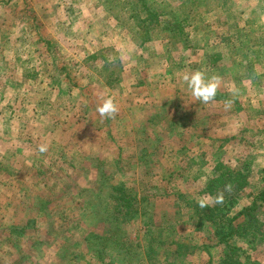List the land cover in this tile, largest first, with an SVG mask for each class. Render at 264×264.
I'll return each mask as SVG.
<instances>
[{"label": "rangeland", "instance_id": "374dc122", "mask_svg": "<svg viewBox=\"0 0 264 264\" xmlns=\"http://www.w3.org/2000/svg\"><path fill=\"white\" fill-rule=\"evenodd\" d=\"M133 1L0 0V264H120L119 242L142 243L147 230L135 219L111 236L116 223L94 214L120 182L150 202L153 225L184 227L186 264H208L213 245L215 264L221 247L209 227L188 224L180 195L201 199L210 179L240 168L249 183L235 215L262 188L264 0H155L165 13L150 20L129 17ZM172 8L192 14L188 38L168 29ZM213 53L222 59L211 64ZM196 70L220 78L207 104L182 80ZM106 98L114 118L96 110ZM256 213L264 224V204ZM104 236L99 258L88 240ZM236 244L264 264V243Z\"/></svg>", "mask_w": 264, "mask_h": 264}, {"label": "trees", "instance_id": "16d2710c", "mask_svg": "<svg viewBox=\"0 0 264 264\" xmlns=\"http://www.w3.org/2000/svg\"><path fill=\"white\" fill-rule=\"evenodd\" d=\"M121 1L126 4L128 3V0ZM195 1L196 0H193L190 4L197 6L198 3ZM138 7H140L141 10H139ZM131 8L132 14L131 16L129 15L130 18L142 14L146 15L143 19L150 20V17H157L160 19L165 13L164 11L160 12V8L155 0H134L131 3ZM170 11L172 14V19H170L172 24L168 29L174 30L178 36L183 35V37L187 36L188 38V33H185L183 30L185 22L188 19H192V14L189 13L184 16H179L180 9L177 10L172 8ZM140 27L141 26H138L136 28L139 30ZM154 29V27L147 28V32H142L140 35L142 41L140 43L143 44L152 41L154 34H152L150 30ZM226 43L228 44L229 42L225 41V44ZM207 45L208 44L206 43V46ZM210 56L211 64L222 59L220 53H213ZM101 73L106 76L109 84H112V82L115 81V78L112 75L114 71H108V75H106L103 70ZM227 168L228 169H225L224 171L225 173L219 174L218 178L210 179L203 189L205 195L203 198L207 195L214 198L216 196L214 192L217 190V186H220L223 189L222 191H224L225 185H231V191H224V201L222 204H212L210 207L200 208L197 203L199 200L198 198L187 197L185 193L180 195L184 197V205L189 209L187 222L190 225L195 223L197 229L207 226L212 230L215 240L217 241L216 246L221 247L220 257L215 264H257V261L253 260L250 255H244L243 253L245 251L243 250V247L236 243L237 241H240L253 247L264 243V224L260 218H258V214L256 213L259 205L261 206V204H264V172L261 174L262 188L257 192L253 201L249 205L243 206L241 210H238L236 212L237 214L234 215V205L235 203H238L237 201H239V195L242 191L239 189L247 185L249 181L247 179L248 176L242 172L240 168ZM187 175L192 177L193 171L191 173L188 172ZM217 191L218 193L221 192L220 188ZM107 192L109 193L108 205L104 206L103 210L96 209L93 212L94 214H99V212L103 211L102 215L107 221L110 220L111 222L116 223V231H114V234L112 233L111 236L116 235L117 230H125L124 223L127 221L140 219L144 222L145 220L144 223L147 226V230L142 238V243H140V241L135 242L134 240L129 242H119L120 246H118L117 251L120 252L119 254L124 258V260L120 261V264H137V256H143L149 264L187 263L189 255L188 251L191 245L188 237L183 238L184 227L179 231L176 229L175 231H170L169 227L165 225H153L155 222L154 214H150V211L148 210L150 202L146 201V199H144V202L138 201V194H135V192H129L125 187L124 182H120L119 184H108ZM145 202L147 203L146 205ZM110 221L109 223H111ZM236 221H238V225L235 224ZM24 229L25 228L23 227L22 230ZM109 237L104 236L100 241L90 237L88 240L90 242L88 243V250H93L96 252V255L101 258L106 247L112 242ZM214 248L215 245L204 247L203 251L210 257L208 264H212V259L215 261V258H213L212 255V249Z\"/></svg>", "mask_w": 264, "mask_h": 264}, {"label": "clouds", "instance_id": "9594fccd", "mask_svg": "<svg viewBox=\"0 0 264 264\" xmlns=\"http://www.w3.org/2000/svg\"><path fill=\"white\" fill-rule=\"evenodd\" d=\"M182 80L186 83L191 95L196 102L207 104L213 101L217 95L220 86V78L218 76L208 77L203 71L196 70L184 73ZM230 107V105H225ZM97 112L101 117L114 118L118 112V107L112 98H106L101 104L97 105ZM39 152L47 151V145L41 144L38 148ZM224 191H231V185H225ZM224 191L219 192L214 198H201L197 201L200 208H207L212 204H222L224 201Z\"/></svg>", "mask_w": 264, "mask_h": 264}]
</instances>
